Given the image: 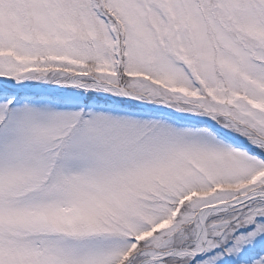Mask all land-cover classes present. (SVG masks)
<instances>
[{"label": "snow or ice", "instance_id": "1", "mask_svg": "<svg viewBox=\"0 0 264 264\" xmlns=\"http://www.w3.org/2000/svg\"><path fill=\"white\" fill-rule=\"evenodd\" d=\"M0 264H264V0H0Z\"/></svg>", "mask_w": 264, "mask_h": 264}]
</instances>
